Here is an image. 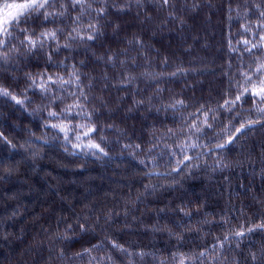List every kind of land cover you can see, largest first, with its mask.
I'll use <instances>...</instances> for the list:
<instances>
[{
	"label": "trees",
	"instance_id": "trees-1",
	"mask_svg": "<svg viewBox=\"0 0 264 264\" xmlns=\"http://www.w3.org/2000/svg\"><path fill=\"white\" fill-rule=\"evenodd\" d=\"M208 2H212L209 9L212 25L216 27L218 22L219 25L224 23L231 28L232 32H235V35H244V37L253 35L248 40L258 42L255 36L257 31L255 26L259 23L258 11L254 6L260 4L261 0H170L169 5L163 7L161 6L162 0H139V4L137 0H109L105 17L98 19L93 11L90 14L86 13L87 20L80 21L84 22V25L80 27V32H86L89 23L97 26L101 35L94 41L70 42L71 48H61L59 53L54 51L55 44L49 45L46 42L44 48L36 51L35 54L14 55L9 63L0 68V86L11 88L20 93L21 89L25 91L29 83L25 79L26 74H32L34 77L35 74L48 69L50 73H57L68 78L67 73L72 72L73 66H75V69L81 74L80 87L79 89L75 86L67 87L70 91H83L87 95V109L89 111L96 110L93 120L101 129L94 137L103 144L105 143L106 148L110 146V150L116 154L112 155L110 160L115 165L120 163L117 167L109 168V172H102L106 178L105 181L112 185L117 184L110 190L112 198L101 193L104 191H92L94 193L92 200L87 205L90 206V209L84 210L81 209L80 201L75 200L81 198L83 189L78 190L76 194L66 193V190L69 189L60 191L58 181L51 182L52 179L49 177L43 180L40 172L49 168L50 165L44 161L48 158L47 156L40 157L42 159H39L37 165L33 167L36 170L34 175L21 177L19 181L25 182L24 185L30 187V193L36 186L39 189L32 198H28V204L29 202L33 204L35 200L38 202L39 195L48 200H41L36 204V210L42 211L41 217L32 221V224L29 223L30 227L25 229L21 227L22 223L20 222L19 224L13 223L15 227L13 225L12 228V225L8 226L9 222L6 223L4 218L0 219V228L5 231L7 228L17 229L15 237H18L10 243H7L9 238L1 241L0 247L3 246V248H0V264H5L4 261L8 256L11 257L10 252L14 249L13 254H17L13 260L17 258V261L11 264H37L36 261H41V258L44 257L42 249L40 250L36 246L30 247V243L28 245L24 243L28 239H32L31 242L34 241L35 245L36 240L33 237L25 240L23 238L26 236L20 237L22 232L28 235L33 226L36 230L54 229L59 235L57 244L60 245V252L63 249L66 253L67 250L70 251L63 255L59 253L60 256L56 260L51 259V263L48 264H88L90 255L97 257L98 261L97 253L102 251L93 250L90 254H85L83 258L73 256V253L91 248L93 244L102 242L106 244V238L115 240L124 246H127L126 243L135 242L139 248L152 247L149 245L150 239L148 241L144 239L148 238L150 233H138V228L133 231L131 229H121L118 232L108 231L107 234L102 235V225L104 224L100 220V216L102 218L105 216L107 219L108 216H115L114 213L119 212L122 208L127 210V206L121 208V205H124L123 198L126 197L125 201L132 200L139 191L146 189L148 185L150 187L146 192L147 201L135 210L134 215L137 220H142V222H136L135 225L139 223L140 226L148 220L157 224L155 237L163 238L161 240L163 246L177 245L190 252L192 251L190 246L193 247L190 244L192 240L188 241L185 237V231L189 228H195L191 230H195L198 235H191L196 237V240L200 242L199 246L202 247L223 239L224 231L227 228L231 227V231L236 232L242 227H251L261 222L258 217H264V128L259 124L248 131L246 135L239 136V139L228 148L223 150L213 148L196 156L197 158L188 163V167L183 168L179 173L163 178L140 173L165 165H177L182 154L176 146L183 143L186 136L181 135L179 131L175 136L166 135L168 129L179 130L192 119L191 113L195 112L201 104L215 107L217 102H222L226 90L229 88L228 77H233L234 81L239 80L238 73L241 68L237 66V52L245 53L246 60L256 59L255 55L250 56L244 51L242 42L246 39L234 42L231 40L232 38L229 40V32H227L229 41L226 43L221 40L217 41V37L220 38V36L216 29L213 30V26L211 27L213 29L209 30L211 37H205L201 31L193 28V17L202 7L208 10ZM220 4L221 8H224V14L223 11L220 13L216 10ZM93 6L96 8L99 5ZM50 11H54V9ZM71 15L74 18L78 13L72 12ZM149 17L155 22L157 21L155 29L152 27L150 29L148 23L143 22L144 18L149 20ZM71 21L67 18H57L54 23L42 24L41 20H33L29 22L28 27L33 28L31 31H35L37 34L51 26V30L62 28L67 32L75 26L70 24ZM241 23H243L242 27ZM249 25L252 26V30L245 32L244 28ZM168 29H170L169 33L163 38L170 40V37L176 36L180 42L179 49L170 42L166 41L165 43L163 40L156 39L162 38L160 34ZM145 30L152 31L153 34L156 32V34L146 36L142 34ZM88 34L87 31L84 36ZM261 34L264 35V33ZM197 36H200L202 43L197 44L196 39L194 40V37L197 38ZM122 37L125 42H122ZM57 41H60L59 36ZM209 41L211 45L215 46L216 53H209V50L202 49L203 46L199 47L203 45V42L209 43ZM64 42L69 43L63 37L59 44L63 45ZM145 44L155 45L151 54L144 51L146 47L144 48L142 45ZM171 45L174 46V50ZM188 47H192V49ZM134 48H136L135 51L132 50ZM20 51L25 52V49L21 48ZM219 53L224 54L228 64L224 63L223 58H219L221 56ZM49 55L56 64L64 62L67 68L49 65L47 63ZM109 58H111V62H109ZM165 60H167V64L164 63ZM221 62L225 65H220ZM217 64L218 66H216ZM179 66L184 69L183 74L177 75L182 76L183 80L181 81L175 79L177 76L170 75L172 72H176L180 68ZM219 67L221 69H218ZM187 68L188 71H186ZM193 68L204 70L203 75L206 72L204 76L208 80L200 84L197 83L196 79L204 76L195 78L191 72ZM144 73L152 75H142ZM129 76L135 77L131 84L125 81V78ZM236 91L238 92V89L233 88V91L228 95L234 96ZM56 95H64V93L57 92ZM176 100H184L186 107L179 110L169 108L168 105L173 104ZM136 101L143 103L137 104ZM71 102V99L68 98L59 107L53 104L51 108H48L49 101L47 99L42 98L39 94L32 95V103L40 105L38 108L42 109L46 115L49 110L59 112ZM133 102L136 108L132 107ZM13 106L10 101L0 97V129L5 134L12 132H9L10 128L6 124L3 125L1 120L9 119L5 110H12ZM252 107L253 105L249 102L239 105L238 110L244 118L249 116L255 118L256 114L249 111ZM130 109L132 113L127 114ZM217 116L219 117L217 121L209 120V123L213 124V128L205 129L206 135L201 136L198 140L193 137L192 142L200 144L201 147L187 149L186 154L196 149L215 147L216 143L224 142L227 137L223 134L222 127L228 125V114L217 113ZM79 122V120H75V124ZM232 123L239 127L237 121H232ZM109 125L113 127L110 128ZM137 127L139 128L136 129ZM136 145H140V147L136 148ZM131 171H135L136 174H131ZM71 177L73 178L65 177L66 183L76 182V177ZM45 184L48 185L47 188H44ZM85 184L84 182L82 186L84 187ZM88 189L86 188V190ZM84 196H86L85 192ZM110 200H112V205H106ZM68 215L70 217H67ZM224 220H228L230 223L223 224ZM77 221L84 223L90 231L87 233L75 231L74 234ZM69 224L73 225L72 229L68 228ZM65 235L71 239H61V236ZM39 242L43 244L44 240L39 239ZM12 243L17 246L13 247ZM149 254L139 256L146 258L143 264H152L153 260H148ZM219 254L224 256V261L218 260ZM68 255L73 257L70 260L66 259L67 261L63 260ZM210 255L212 256L209 257ZM253 255L256 256V259H253ZM203 257L205 260L203 263H196ZM203 257L191 264H264V232L256 231L243 237L233 238L228 241V244H224V247L215 244L214 247L208 249ZM122 259L123 263H127L128 257H122ZM42 260L44 261V258Z\"/></svg>",
	"mask_w": 264,
	"mask_h": 264
},
{
	"label": "rangeland",
	"instance_id": "rangeland-1",
	"mask_svg": "<svg viewBox=\"0 0 264 264\" xmlns=\"http://www.w3.org/2000/svg\"><path fill=\"white\" fill-rule=\"evenodd\" d=\"M208 3H209L208 10L203 9V7L202 8L198 7L201 9H199V10L197 9L198 10L197 15L194 16L196 18L193 17V19H194L193 28H197L196 30L201 31V33L204 34L203 36H205V37H211L212 36L211 33L209 32V30L212 26L214 27V29L213 28H211V29H213L214 31L216 29L218 31L219 36H220V38L217 37V41L221 40V41L228 43L230 38H232L231 39L232 41L240 42L241 39H247L248 40L249 38H251L253 36V35H245V37H244V35H239V34L235 35V32H232L231 28L224 25V23H220V25H219V22H218L216 27L214 25H212L211 16L209 14V9L212 6L211 5L212 2H208ZM93 5H95V4H93ZM221 6H222L221 4H220V6H217L218 8L216 10L220 11V13L223 11V14H224V8L223 7L221 8ZM205 7H207V6H205ZM93 8H94V6H93ZM213 9H215V8H213ZM86 13L87 12H85V15L82 17L81 20H84V19L87 20L88 19ZM220 13H219V15H220ZM146 18L143 19V22H147L150 29H151V27H152V29H155L154 27L156 26L157 21L155 22V20H152L151 17H149V20H147L148 18L147 19ZM98 19H101V17H98ZM62 23H60V24H62ZM70 24L73 25V22L71 21ZM83 25H84V22H80L79 27H81ZM242 25H243V23H241V27H242ZM51 27L47 28L45 31L51 30ZM229 28H230V30H229ZM29 29H30V31L33 30V28H29ZM169 30L170 29L166 30V32H164V33H161L160 34L161 37L162 38L165 37L169 33L168 32ZM198 31H196V32H198ZM67 32H65V33H67ZM227 32H229V37H228L229 40L227 38V35H228ZM86 33H87V31L81 32V35H86ZM142 34L148 36V34L155 35L156 32H154V34H153L152 31L145 30V32ZM59 37H60V41H61L63 36H59ZM162 38L159 37L156 39L157 40H163L165 43H166V41L170 42V44L175 45L176 48L179 49L178 44L180 42L178 41L176 36L170 37L171 38L170 40H168L167 38H163V39ZM195 39L197 41V44L202 43V41L200 40V36H197V38L194 37V40ZM194 40H193V42H194ZM60 41L48 42V44L49 45L55 44L57 46L60 43ZM122 42H125L123 37H122ZM65 43L66 42H64L63 44H65ZM207 43L208 42H205V43L203 42V45H201L199 47L202 48V46H203L202 49L203 50H209V53H212V54L216 53L217 50L215 49V46L211 45L210 41L208 44ZM136 44L139 45L138 43H136ZM45 45H46V43H45ZM59 45H61V44H59ZM205 46H207V47H205ZM137 47H139V46H137ZM142 47H144V48L146 47L144 51L150 52V54H151L152 48L154 49L155 45L154 44H150V45L145 44V45H142ZM173 47L174 46H172V48ZM190 48L192 49V47H190ZM132 50L135 51L136 48H134ZM173 50H174V48H173ZM183 52H185V51H183ZM219 54L221 55L219 58H223V60L225 61L224 63L226 64L227 59L224 56V54L223 55H222V53H219ZM236 55L238 56L237 57V63H238L237 66H238V68H241V69H239V72L243 71L244 65L251 64L253 61V58H251L250 60L249 59L246 60V54L245 53L240 54V52H237ZM228 63L229 62H227V64ZM225 64H223L222 62L220 63V65H223V66ZM216 66H218V64ZM179 69H182V68L180 67ZM218 69H221V67H219ZM188 70L189 69L187 68L186 71H188ZM199 71H201V73H199ZM191 72L194 74L195 78H197V76L200 77L203 75L204 70H199L197 68L196 69L193 68ZM204 75H206V72L204 73ZM181 77L182 76H177L175 79L176 80L178 79L181 81V80H183V79H181ZM175 79H174V81H175ZM207 80L208 79L205 76L203 78L196 79L197 83H199V84L201 82L207 81ZM0 87H2V86H0ZM176 89H179V88L176 87ZM9 90L12 91V93L14 95H16L18 98L25 99V96H26L27 99H25V103L23 106L16 105L15 102L8 100V101H10V103H12L14 105L13 106L14 109L8 110V111L5 110V113L8 114L9 119L8 120L7 119L1 120L3 125L6 124L10 128L9 132H12L9 134H5L0 129V133H2L3 136L6 137L7 140L10 142V143H4L3 140H0V146H1L0 164L3 163L2 164V171L6 172L7 176H11L14 174L18 175L19 177L34 175L36 170H34L33 167H35L37 165L36 163L39 161V159H42L40 157L47 156L48 158L44 159V161L46 163H49L50 167L43 169L44 171L41 170V172H40L41 177L43 178V180L46 179V177H49V179H52L51 182L52 181L53 182L58 181V187L61 189L60 191H62V192L65 191V189H69V190H66V193L70 192V193L76 194L78 190L81 191L83 189V191L86 193V196H84V192H83L80 199L79 198L75 199L77 201H80V206H82L81 209H84V210L90 209V206H87V205L91 202L92 195L94 194L93 192L96 190H98L99 192L104 191L101 193L107 194L110 196V198H112V195L110 194V190L113 189L114 186H117V184L116 183L114 185H112L111 183L109 184L107 181L104 180L106 178L103 176V173H102V172H107V171L109 172V167L114 168V165L106 167L107 159H110V157H112V155H116L110 150V146H108L107 147L108 149H107L106 146L104 145L105 143L103 144L102 142L99 141L98 138L93 136L94 142L99 143L101 145V147L104 149V153H107V155H105L104 153L96 152L95 149H88V148H84V147H81L78 149L73 148L71 144H67L64 141V134L63 133H58V131L56 129L46 127V125L50 124V123H60V122L69 123V121H61L60 119L54 120V119H51L50 117H48L42 109L38 108V107H40V105H38L36 103L35 104L32 103V95H33L32 91L29 90V91L25 92V91H23V89H21L20 93H19V92L15 91L11 88H9ZM236 94H237V91H236ZM29 101H31V102L29 103ZM132 107L136 108V105L134 104V102H133ZM14 111H16V112H14ZM129 111L130 112L127 114L132 113L131 109ZM76 122H78V121H76ZM71 123L75 124V121H71ZM138 128L139 127H137L136 129H138ZM53 133H55V134H53ZM72 143H79V142L73 138ZM84 143H87V141L85 140ZM12 145H15V147H12ZM213 148H215V147L210 146V147L203 148V149H196V150L189 152L187 155L196 157V156H199L205 152L212 150ZM93 153H96V154L94 155ZM121 154H122V152H121ZM190 162H187V163H190ZM119 165H120V163L115 165V167H117ZM176 166L177 165H172V166H166L165 165V166H161L159 168L149 169L147 171L140 172V173H142V174L144 173L145 175H155L156 178H160V177L163 178L164 176L175 174L176 172H173L172 169L175 168ZM131 174H136V173H135V171H133V172L131 171ZM71 176L76 177V182L75 181L72 182L73 184L66 183L65 177L73 178ZM84 182L86 184L83 187L82 185ZM114 182H116V181H114ZM47 186L48 185H46V187H44V188H47ZM104 186H107V187H104ZM54 187H55V185H54ZM149 187H150V185H148V187L146 189L144 188L141 191H139L134 196V198L132 200L125 201L126 197L123 198L124 205H121V208H122V206H127L128 207L127 210L122 208V209H120L119 212L114 213L115 216H110L111 218H109V216H108L107 219H105V216H104V218H102L100 216V220L104 224V225H102V229H103L102 235L107 234L108 231L109 232H112V231L118 232L121 230V229H119V227H126V226H128L129 229H131L132 231L136 230L138 228L139 229L138 233H145V232L150 233V234H148V238H144V239H145V241H148L150 239L149 245H151L152 247L146 246L143 248H139V245H137L135 242L132 244L126 243L127 246L123 245L124 247H126L128 249V251L130 253L134 254L130 258L128 257L127 263H123V264H128L129 259L133 260V264H143V262L146 260V258H142V257H139L140 255H136L139 253H143L144 255H147L148 253H150L148 255V260H150V261L153 260L151 262L152 264H162V262H163V264H178L180 258H184L185 264H191L201 257L200 253L205 254L208 251V249L211 248L212 246L214 247L215 244H218L219 246L222 244L224 247V244H226V243L228 244L229 240H231L233 238H237L236 236L233 235L234 232L231 231V229H230L231 227H230L224 231L223 239L218 240L216 243H209V244H206L205 246L200 247L199 246L200 242H198L196 240L195 236L191 235V234H197V232L195 230H191V229H195V228H189L185 231V237H187L186 239L188 241L192 240V242L190 243L193 245V247L190 246V250H192V251L188 252L186 249H181L180 246H177V245L172 246L171 244H169V245L163 246V243L161 242V240L163 238L161 236L155 237V235L157 234V231H156L157 224L151 223V221L148 220L147 222L142 223L140 226H139V223H137L135 225L136 222H142V220H137L135 217H133V219L131 221H129V220H127V216H126L127 214H131L134 209H137V208L139 209L142 205H144L146 203V201H147L146 192H147ZM86 188H89V189L86 190ZM30 190H31L30 187L25 186L22 182L19 181L17 183L16 192L11 193L10 195L9 194L6 195V196H14L15 195L16 203H15V200H14L13 205L8 204L7 202H4V201L3 202L0 201V210L2 213V214L0 213L1 214L0 219L4 218L6 223L9 222L8 226L12 225V228H13V225L15 227V224H13V223L19 224V222H20V223H22L21 227L25 229L27 227H30V224H32L31 223L32 221H35L36 219H38V217L39 218L41 217L42 211L36 210L37 209L36 204L41 200L47 201L48 199L44 198V196H42V195H39L38 196V199H39L38 202H36V200H35L33 204H31L30 202L28 204V197H29ZM37 190H39V189L36 186L34 189H32L31 192L34 194ZM2 197H5V196L2 193H0V198H2ZM24 197L26 199H25V201H22L24 199ZM77 201H75V202H77ZM106 205L111 206L112 200H110ZM169 209L170 208H168V210ZM162 212H164V211H162ZM169 212L171 213V210H169ZM117 214H119V215H117ZM35 215H37V218H35ZM140 215H139V219H140ZM120 216H122V217H120ZM67 217H70V215H68ZM77 223H78V221H77ZM81 224H84V223H81ZM74 225H76V224H74ZM35 227H37V226L35 225ZM75 228H76V226H75ZM30 230H31V232L28 235H26L22 232L20 237L26 236L23 238V240L33 237V239L36 240L35 245H34V241L31 242L32 239H28V241L24 242V243L26 245H28L30 243V245H31L30 247L36 246V247L40 248V250L42 249L41 251H42V255L44 256L43 257L44 261L42 260L43 258H41V261H36L37 264L51 263V259L56 260L57 257L59 256V253H61L62 255H63V253H66V251L64 249L60 252V245L57 244V242H58L57 237L59 235L54 231V229H52V230L51 229H48V230H43V229L38 230L37 229L36 230V228H34V226H33ZM240 230H242V229H240ZM48 231H50V232L48 233ZM77 231L78 230H76V232ZM234 231H236V230H234ZM16 234H17V229L7 228V230L5 231V229L0 228V243L2 240L8 239V238H9L8 239L9 241H7V243H10L13 239L18 238V237H15ZM225 237H227V239H225ZM39 239H43L44 243L40 244ZM161 243H162V245H160ZM12 246L16 247L17 245L15 243H12ZM0 248H3V246H1ZM43 249H44V254H43ZM14 251H15V249L12 250V252H10L11 257H9V256L7 257V260L4 261L5 264H11V263H15L17 261L16 260L17 258H15V260H13V257H15V255L17 254V253L13 254ZM67 252H70V251L68 250ZM161 253H162V255H161ZM66 254H68V253H66ZM71 255L66 256L63 260H66V259L70 260V258H72L75 254L73 253V256H71ZM97 255L99 256V258L104 257L106 255H112L114 257L118 256L114 252H105V251L99 252V253H97ZM174 256L176 257V259H173ZM211 256L212 255H210L209 257H211ZM91 257H95V256L90 255V258L88 259V264H99V260L98 261H91ZM219 259H222L221 261H224V256L222 257V255L219 254L218 260ZM204 261L205 260L203 257V258H200L196 263H203ZM103 264H110V262L105 261V262H103ZM116 264H120V261L117 260Z\"/></svg>",
	"mask_w": 264,
	"mask_h": 264
},
{
	"label": "snow or ice",
	"instance_id": "snow-or-ice-1",
	"mask_svg": "<svg viewBox=\"0 0 264 264\" xmlns=\"http://www.w3.org/2000/svg\"><path fill=\"white\" fill-rule=\"evenodd\" d=\"M139 4V0H137ZM170 0H162L161 6L169 5ZM93 4L99 6L93 8ZM264 0H261L260 4H256L254 7L258 11V21L255 26L257 31L255 36L258 42H250L244 40V51L250 56L255 55L256 59L251 64L243 66V71L238 73L239 80L234 81L233 77L229 76V88L226 90L225 98L222 102H217L215 107H208L205 104H201L195 112L191 113L192 119L184 124L179 130L168 129V133L172 136L177 135V131L181 135L186 136V140L178 144L176 147L182 154V158L177 161V166L172 169L173 172L179 173L182 168H187L188 163L192 161L193 156L186 154L187 149H195L201 147L200 144L192 142L193 137L200 139L201 136L206 135L205 129H212L213 124L209 123V120L217 121L219 117L217 113L228 114V125L222 127L223 134L227 137L223 143H216L215 148L226 149L229 145L235 143L239 136L246 135L248 131L252 130L257 124L264 128ZM109 0H0V68H3L5 64L9 63L14 58V55H25L35 54L36 51L42 50L46 42H55L59 36H63L69 43L63 45H57L54 51L59 53L61 48H71V43L74 41H94L98 38L101 33L97 29V26L89 23L87 27L88 35H81L80 32V21L85 15V12H95L98 17H105L108 11ZM54 9V11H50ZM77 12L74 18L71 13ZM57 18H67L72 20L73 27L70 31L65 33L64 29H56L49 31H42L37 34L35 31H30L28 25L30 21L41 20L42 24L54 23ZM252 30V26H246L245 32ZM18 42V43H14ZM25 49V52H21L20 49ZM235 50V49H233ZM111 62V58H109ZM47 63L55 67L67 68L64 62L56 64L52 60L51 55L48 56ZM123 63V62H122ZM167 64V60L164 61ZM83 64V61H81ZM183 69H177L176 72H172L171 76H177L183 74ZM142 75H152L151 73H144ZM67 77L61 76L57 73H50L48 69L36 74L33 77L32 74H26L25 79L29 82L25 92L32 91L33 95L39 94L42 98L47 99L49 104L48 108H51L53 104L59 107L60 104L68 98L71 99V103L59 112L55 110H49L47 116L50 118L60 119L61 121H69V123H50L46 127L56 129L58 133L64 134V141L67 144H71L73 148H88L95 149L96 152L104 153V149L99 143L94 142L93 136L101 131L97 127L93 116L95 115V109L89 111L87 109L88 97L83 91H70L67 86H75L79 89L81 84V74L73 66V71L67 73ZM135 77H126L125 81L131 84ZM242 81V83H240ZM122 83H124L122 81ZM233 88L238 89L237 94L228 95L233 91ZM57 92H63L64 95H56ZM0 97L6 98L15 102L16 105L23 106L25 99H20L9 90L8 87H0ZM31 101H29L30 103ZM253 105L250 112H254L255 118L249 116L244 118L242 113L238 110V106L246 103ZM137 104L143 103L142 101H136ZM173 110H179L185 108L186 104L184 100H176L173 104L168 105ZM202 118V119H201ZM79 120V123L72 124L71 121ZM232 121H237L239 127H236ZM108 127H113L109 125ZM75 139L79 143H72V139ZM223 138V137H222ZM103 139V137H101ZM0 140L4 143H10L6 137L0 133ZM87 143H84V141ZM15 147V145H12ZM128 147V146H126ZM139 148L140 145H136ZM94 155L96 153H93ZM107 155V153H104ZM175 155V153H173ZM188 215V213H185ZM111 218V217H109ZM261 220L260 223H256L251 227L243 228L242 230L233 233L236 237H243L248 233L262 231L264 232V217H258ZM230 221L224 220L223 224H228ZM68 228L72 229L73 225L69 224ZM78 230L80 233H87L90 229L81 223H77L75 231ZM61 239H71V237L65 235L61 236ZM227 239V237H225ZM107 243L102 242L101 244H93L91 248H86L82 252L75 253L76 256L83 258L85 254H90L93 250L105 251V252H116L119 256L106 255L99 258V264L107 261L110 264H116L119 260L120 264H123L122 257H132L134 254L130 253L126 247L118 243L115 240L106 238ZM223 245L221 244V247ZM136 255L143 256V253ZM203 257L204 253H200ZM173 259H176L174 256ZM253 259L256 256L253 255ZM91 261H97V257H91ZM128 264H133V260L129 259ZM163 264V262H162ZM178 264H185L184 258H180Z\"/></svg>",
	"mask_w": 264,
	"mask_h": 264
},
{
	"label": "bare ground",
	"instance_id": "bare-ground-1",
	"mask_svg": "<svg viewBox=\"0 0 264 264\" xmlns=\"http://www.w3.org/2000/svg\"><path fill=\"white\" fill-rule=\"evenodd\" d=\"M53 134H55V133H53ZM0 149H1V146H0ZM2 164L3 163L0 164V193H2L5 197L0 198L1 199L0 201H2V202L4 201V202H7L8 204L13 205L14 200H15V195L14 196H6V195L7 194L10 195L11 193L16 192L17 183L19 182L21 177H19L16 174L11 175V176H7L6 172L2 171ZM113 165L115 167V163L112 160L107 159L106 167L113 166ZM111 168H113V167H111ZM23 184H25V182H23ZM32 197H33V193L31 192V193H29L28 198H32ZM25 199L26 198L24 197V199L22 201H25ZM15 203H16V200H15ZM135 210L136 209H134L131 214L126 215L127 220L131 221L133 219V217L135 215ZM119 229H129V227L128 226L119 227ZM67 253H69V252H67Z\"/></svg>",
	"mask_w": 264,
	"mask_h": 264
}]
</instances>
